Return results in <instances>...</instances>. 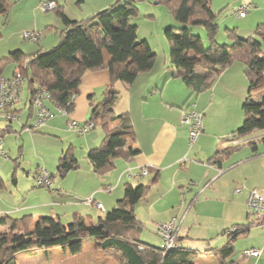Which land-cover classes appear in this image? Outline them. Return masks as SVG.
Segmentation results:
<instances>
[{
    "label": "crops",
    "instance_id": "crops-1",
    "mask_svg": "<svg viewBox=\"0 0 264 264\" xmlns=\"http://www.w3.org/2000/svg\"><path fill=\"white\" fill-rule=\"evenodd\" d=\"M27 1L6 0L9 5L7 20L9 17L16 18L11 14L12 6L16 3L15 10L21 7V18L18 20L25 21L21 31L38 32L40 36H43L44 32L52 34L55 31L53 35H56L58 45L63 30L71 22H83L92 17L91 14L96 15L116 5L119 0H92L93 5L90 9L85 6L87 0H74L72 3L69 0H55L58 4L56 12L60 19L59 25H47L45 30H43V16L39 12V6L43 0ZM247 1L253 3L255 7L245 18H237L238 23L234 24V20L229 22L231 12L236 13L239 3L241 4L243 0L236 2L212 0V8L218 14L216 22L220 27L219 32L225 27L226 32L235 31L242 39L252 38L253 36L250 35L254 33L258 36V31L264 27V0ZM2 18L3 26L7 22H4V14L0 10V21ZM0 34L2 38L1 28ZM217 36L218 43L225 40V36L222 35L220 39ZM207 40L210 46L211 41L208 37ZM257 40L260 41V38ZM208 47L201 45L199 49L189 50L188 54L190 57L200 58L202 50ZM14 48L10 45L7 50L9 55L21 50H14ZM42 48L31 51L32 53L29 54L22 51L31 55L42 52ZM135 51H138V47ZM9 55L1 56L0 60ZM57 65L66 75L75 63L59 59ZM155 65L156 58L152 65L145 69L152 75L151 78L148 81L141 80L136 92L134 87L143 71L138 72L131 84L117 82L115 87L121 95L115 108L96 120L95 127L92 129L94 131L86 132L85 135L71 128V122L82 126L91 121V98L94 104L101 102L103 93L112 81L107 67L97 71L89 70L83 75L80 94L75 98V109L69 112V116L60 113L56 105L47 103L51 117L39 130H35L36 109L33 104L35 94H31L26 80L20 89L19 101L13 108L19 119L7 121L0 116L3 122L0 124L2 141L0 150L4 152V155L0 154V156L6 161L3 165L9 167L11 161L7 159L10 158H14L16 167L22 161L26 163L23 149L25 150L26 145L30 143L48 173L56 174L60 159L69 150L74 152L79 162V169L61 177L64 180L57 184L53 179V188L48 189L49 192L52 191L51 194L45 190L32 188L27 192V198L24 197V201L26 199L28 201L31 196L36 199L48 197L49 201L46 203L38 205L26 203L27 205L16 208L0 204L2 209L0 219L14 215L15 218H20L30 214L33 216L31 230L44 217L60 221L66 217L72 218L73 221L75 215H81L87 224H95L103 213L93 204H89L88 199L93 198L95 202L101 203L105 212H108L127 198V188L144 187L149 188L148 193L145 199L136 204L135 215L141 229L140 238L146 244L150 243L142 239V232L149 221L156 225L178 218L182 221L180 246L198 251H204L208 246L216 249L224 248L230 241L228 230L236 225L254 223V225L262 226L258 219L250 220L252 217L248 212L247 200L249 191L251 189L260 191L258 186L264 181V174L257 172L259 168L263 170L264 119L258 111H253L249 116L246 115V111L249 108L250 99L259 103L264 95V70L259 80V87L252 91L245 75V66L239 62L233 63L215 78L211 87L203 91H194L182 77L178 76V71L174 68L170 57L164 60L162 68H155ZM154 69L157 70L155 76ZM17 72L21 73L17 64H9L3 72H0V79H11ZM205 72L204 69H196V73ZM183 109L196 110L203 113L205 117L204 131L193 146H190L189 126L182 123ZM112 117L116 118L112 119ZM121 117H125L132 125V131L121 137L125 144L123 150L129 152L131 156L115 159V169L105 175H98L90 163L89 152L101 145L105 133L104 125L111 130L122 128L124 122ZM29 128L31 130H28ZM35 131L39 132L33 134ZM248 131L250 133L243 135ZM13 133L19 137L8 136ZM231 136L234 141H237L236 144L230 139ZM21 144L23 145L21 151H18L17 147ZM231 148L234 150L226 154V151ZM20 156L22 161L18 162L17 158ZM183 160L186 162L183 163ZM130 169L137 176L128 178L127 171ZM142 169H147L148 174H140ZM65 179L75 184L72 190L65 189ZM132 179L134 181H131ZM1 182L3 185H0V190L6 184L2 174H0ZM12 182L19 185L16 177ZM237 188H241L242 191L235 193ZM260 193L264 195L263 192L260 191ZM78 198H82L81 201H78ZM0 201L6 204L1 197ZM94 212L98 215L96 216ZM6 228L4 225L0 226V233ZM153 232L158 241L154 242L150 238L145 240L155 243L150 245L159 246L161 239L154 229ZM88 240L84 242L82 252L79 254L72 255L64 251L63 253L68 254L63 256V253L57 252L60 259L71 256L70 259L73 261L84 257L85 264H98L96 261H103L102 259L106 257L100 252L99 241L95 238H91V242ZM234 246L235 253L231 261L235 264H264V231L262 229L252 226L247 234L241 235L235 241ZM248 249L260 250L261 256L255 259L244 258L242 254ZM56 251L57 249L51 250L42 258L39 254L44 252L40 251L20 253L17 256L18 264H30L33 258L39 260L37 264L44 263V259H49ZM58 251L63 250L58 249ZM88 251L89 254L85 255ZM25 254L32 255V258L21 256ZM105 261L108 260L105 259ZM180 264L219 263L213 255L203 254L193 259H184Z\"/></svg>",
    "mask_w": 264,
    "mask_h": 264
},
{
    "label": "trees",
    "instance_id": "trees-1",
    "mask_svg": "<svg viewBox=\"0 0 264 264\" xmlns=\"http://www.w3.org/2000/svg\"><path fill=\"white\" fill-rule=\"evenodd\" d=\"M158 1L167 5L174 16L186 24L182 28L167 29V37L171 48V62L178 71V76L182 77L188 86L194 91H203L211 87L214 79L224 70L239 62L245 66V75L250 82L251 91L259 87L264 70V27L257 33L260 41L253 37L242 39L235 31L228 30L231 43L219 44L216 41L220 29L216 22L218 14L212 8V0ZM0 10L4 14V22H7L9 5L6 0H0ZM137 11L133 0H119L116 5L83 22H71L63 30L60 43L50 53L43 54L39 51L27 55L18 50L1 59L0 72L9 64H17L32 95L36 93L37 88L44 89L50 95V101L47 103L67 108L71 113L75 109V98L80 94L83 75L89 70L97 71L107 67L112 78L110 86L103 93L101 102L94 104L91 98L92 115L88 123L94 124L96 120L111 112L118 101L121 94L115 84L119 81L131 84L140 69L151 66L155 58L152 51H135L139 44L136 41L137 26L132 24V17ZM190 25L203 26L211 41L210 46L202 50L200 58H193L188 54L189 50L201 47L199 38L193 34ZM59 59L73 61L75 66L64 75L57 65ZM197 68L206 72L196 73ZM248 107L246 115L258 111L264 119V95L259 103L250 99ZM121 119L124 124L120 130L103 126L105 133L101 145L89 152L90 163L98 175H105L115 169V159L131 156L123 150L125 144L121 137L132 131V125L125 117ZM248 133L250 131L244 132L243 135ZM232 150L234 149H228L226 154ZM78 169L79 162L74 152L69 150L60 159L56 174H49L53 182L55 176L65 177ZM0 185H3L2 182ZM148 189L127 188V198L120 201L113 210L103 213L95 224H87L81 215H75L68 226L60 220L44 217L31 230L33 216L30 214L20 218L2 217L0 226L7 228L0 233V264H18L17 256L20 253L35 251L47 253L63 249L78 254L84 242L91 238L99 241L100 252L104 257L113 259L117 264H180L184 259H193L203 254L213 255L219 264H235L231 261L235 253V241L241 235L247 234L254 223L236 225L231 228L237 229L234 233H229L231 229L228 230L230 241L222 249L208 246L204 251H198L182 248L179 244L178 250L164 256L159 246L142 242L140 225L136 222L135 206L145 199ZM259 221L262 225V221ZM180 240L181 237L179 243Z\"/></svg>",
    "mask_w": 264,
    "mask_h": 264
},
{
    "label": "rangeland",
    "instance_id": "rangeland-1",
    "mask_svg": "<svg viewBox=\"0 0 264 264\" xmlns=\"http://www.w3.org/2000/svg\"><path fill=\"white\" fill-rule=\"evenodd\" d=\"M29 1H32V0H28L27 2H29ZM46 1L47 0H43L40 5H42ZM53 1H55V0H53ZM69 1H71V3L74 2V0H69ZM234 1L236 2V1H240V0H234ZM243 2L246 5L251 3L250 1H247V0L246 1L243 0ZM133 4L138 8L136 15H134L132 17V24L137 26L136 41L139 44L138 51L140 53H144V52H148V51H153V53L155 52L156 53L155 54V58H156L155 68H159V67L162 68V64H163L164 60L167 59L168 57H170V53H171V48H170V44H169L168 37H167V29L173 28V27L182 28L186 24L179 21V19H177L174 16V14L170 11L169 7L165 4H160L158 0H133ZM241 4L239 3L240 6H241ZM15 5H16V3L12 6L13 8L11 9V14L13 16H16V18L13 19L12 17H9L7 20V23L3 26H2L3 18L0 21V28H1V32H2V38L0 40V57L3 55H9V52L7 50L10 48V45L11 46L13 45V47H15L14 50L15 49H21L28 54L32 53L34 51H37L38 49H40L42 47H44V48H42L43 54L50 53L55 48L54 46H56L58 43L56 41V35L55 36L53 35L55 31L51 34V32L46 33L43 30H45V27L47 25H59L58 23L60 22V19L57 15L58 13L56 12V10L51 11V12H42L40 10V6H39V12L43 16L42 19H43V23H44V28L42 30V33L44 32V34H43V36L40 37V40L38 42H33V41H28V40L23 39L24 31H21V29H22L23 25L25 24V21L23 19L18 20L19 18H21L20 17L21 7H19L17 10H15ZM92 5H93V1L87 0V3L85 5L86 8L90 9L92 7ZM239 5L236 9V13L233 14V12H231V16H230L231 19L229 21L230 23L233 22V20H234V24L238 23L237 18H240L238 16V10L240 8ZM254 7H255V5H254ZM254 7H252L251 10H253ZM69 11H70V9H69ZM250 12L251 11H248L247 15ZM93 15L94 14H91V16H93ZM189 27H190L191 31L193 32V34L198 36L199 44L200 45H206V47H208L209 42L207 40L208 34H207L206 29L201 25H190ZM222 35L225 36V40H221L219 42L220 44L231 43V41L229 40V37H228V32L225 31V27L220 30L217 38L220 39V37ZM250 36H253V37L256 36L257 39L259 38V36H257L256 33H254L253 35H250ZM15 45H17V46H15ZM29 47H31L33 49H30ZM145 69H146V67L143 69H140V72L141 71H143V72L139 76V81L136 83V85L134 87L135 88L134 92H136L137 88L139 87V82L141 80H147L148 81V79H150L152 76L151 74H148V71H146ZM8 70L10 71V69H8ZM8 70H7V73H8ZM108 72H109V70H108ZM156 74H157V70L154 69L153 75L155 76ZM117 103L118 102H116V104ZM116 104L113 106V108H115ZM2 123L3 122L0 120V124H2ZM99 127H100V125H99ZM92 131H94V130L90 129L87 132L90 133ZM37 132H39V131H35V132H33V134H35ZM262 133H264V132H262ZM85 134L86 133H84V135ZM8 136H13L15 138L19 137L15 133L8 135ZM23 140H25V138ZM49 142H51V141H49ZM22 146L23 145L21 144L20 146L17 147L18 151H21L20 149ZM263 147H264V145H263ZM23 151L25 154V156L23 155V157L25 158L26 163H24V161L21 160L22 156H20L17 159H18V162H20V161H22V162L17 167H16V163H14V161H13L14 158L7 159V160H10L11 163H10L9 167H5V165H3V164L6 161L4 158H2L0 156V174H2L6 180L5 187H3L2 190H0L1 199L6 201V204H4L0 201V204H2L3 206H9V207L16 208V207L27 205V204H34V205L43 204V203H46L47 201H49L48 197H39L36 199L33 196H31L28 201H27V199L24 201V197L27 198V196H26L27 192L30 191L32 188L34 190H45L49 194H51L52 191L49 192V190L47 188H39L36 186L35 171L39 170V169H44V168H45V170H47V169L44 166L43 162H41V160L38 158L37 154H35L30 143H28V145H26V148H25V150L23 149ZM21 153H23V152H21ZM260 164H261V162L259 161V166H260ZM56 169H57V166H56ZM257 172L259 174H262V173L264 174V161H263V170H261L259 168L257 170ZM14 177H16V179L19 180L18 186L12 182ZM54 179H55V184H57L58 182H62L64 180L59 176H55ZM131 181H134V179H132ZM250 182L252 183L251 179H250ZM52 183H54V182H52ZM64 185H65V189H67V190H72L73 187H75V184L73 182L69 181V179H65ZM258 187H259V190L264 193V181H263V184H260ZM55 188H57V187H55ZM57 189H59V188H57ZM134 189H137V188L134 187ZM251 190H254V189H251ZM81 199L82 198H78V201H81ZM10 205H12V206H10ZM247 208H248V206H247ZM248 212L251 213L249 208H248ZM45 213H47V211ZM146 213L148 214V210L146 211ZM94 214H96V216L98 215V213H96V212H94ZM13 217H16V216L14 215ZM250 217H252L250 220H254V219L258 218V216L254 215V214H252ZM46 218H50V217H46ZM61 223L68 226L72 223V218L68 219L65 217L62 219ZM154 225H155V223L153 224L151 221H149L147 223V226L143 229V232H142V237H143L142 239L144 241H146L147 243H150V244H155L154 242L158 241V239L153 234L154 233L153 229L155 231V227L157 224L155 226ZM252 226H254V228H256V229H262L264 231V226H257L254 224ZM148 238L154 240V242H151V241L148 242L147 240H145ZM88 242H91L90 239L88 240ZM89 246H90V243L87 245V247L89 248ZM59 250H63V249H59ZM64 251L71 253L70 251H66V250L58 251V249H57L56 252L51 254V257L49 259L45 258L44 263H39V264H85L84 257L82 259L71 261V259H70L71 256L69 255L70 257H68V258L60 259V256L57 252L63 253ZM89 251L91 252L90 249H89ZM89 251L87 253H85V255L89 254ZM81 252H82V250H81ZM66 254H68V253H63L62 255L65 256ZM71 254L74 255L73 253H71ZM44 255H45V253L39 254V256H41L40 258H42V256H44ZM21 256H23V257L28 256V258H32V255H30V254H25V255H21ZM101 258H103V257H101ZM105 259L108 261H105ZM102 260L103 261H96V262H98V264H105L102 262H106L108 264H115V261L113 259H110V258H104ZM38 261H39L38 259L33 258L32 261L30 262V264H37Z\"/></svg>",
    "mask_w": 264,
    "mask_h": 264
},
{
    "label": "built area",
    "instance_id": "built-area-1",
    "mask_svg": "<svg viewBox=\"0 0 264 264\" xmlns=\"http://www.w3.org/2000/svg\"><path fill=\"white\" fill-rule=\"evenodd\" d=\"M254 7V4L250 3L246 5L244 2L241 4L238 10V16L240 18H245L248 11ZM58 8L56 1L47 0L42 5H40V10L42 12L55 11ZM40 34L38 32H24L23 39L33 42H38L40 39ZM26 78L22 76L20 72H17L11 79H0V116H2L7 121H16L19 116L14 111V106L19 101L20 89ZM50 101V95L44 89L39 88L33 99V104L36 109V122L35 130L43 128L51 117V112L47 107V102ZM59 112L68 115L69 111L67 108H59ZM204 114L196 110L183 109L182 111V123L189 126V138L190 146H193L195 141L204 131ZM95 125L93 123H87L85 125L79 126L76 122H71V128L77 129L80 134H84L90 129H94ZM28 130H31L30 128ZM230 139H234L233 136ZM234 141V140H233ZM234 144L237 141L233 142ZM2 141L0 139V146ZM0 154L4 155V152L0 150ZM186 162L185 160L182 161ZM142 175H147L148 170L142 169ZM128 178H132L134 175L132 170L127 171ZM35 183L39 188L52 189L53 183L50 174L45 169H39L35 171ZM241 188H237L235 193H240ZM89 204H93L101 212H105L101 203L95 202L93 198L88 199ZM247 206L252 214L257 215L259 220L262 221L264 226V195H262L258 190L254 189L249 192ZM2 209L0 207V214ZM257 218V219H258ZM181 220L178 218H172L168 222L159 223L155 227V232L161 239L159 245L162 254L165 256L171 252L179 249V239L181 237ZM237 229L233 228L229 233L236 232ZM143 249V247H141ZM244 258H259L261 256V251L258 249H248L242 254Z\"/></svg>",
    "mask_w": 264,
    "mask_h": 264
},
{
    "label": "clouds",
    "instance_id": "clouds-1",
    "mask_svg": "<svg viewBox=\"0 0 264 264\" xmlns=\"http://www.w3.org/2000/svg\"><path fill=\"white\" fill-rule=\"evenodd\" d=\"M103 213V212H102ZM105 213V212H104Z\"/></svg>",
    "mask_w": 264,
    "mask_h": 264
}]
</instances>
